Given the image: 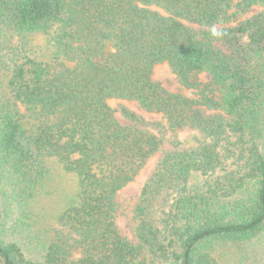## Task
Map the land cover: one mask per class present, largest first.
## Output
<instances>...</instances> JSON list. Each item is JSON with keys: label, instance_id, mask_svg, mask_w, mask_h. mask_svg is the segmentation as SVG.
<instances>
[{"label": "trees", "instance_id": "1", "mask_svg": "<svg viewBox=\"0 0 264 264\" xmlns=\"http://www.w3.org/2000/svg\"><path fill=\"white\" fill-rule=\"evenodd\" d=\"M154 156L134 242L117 196ZM0 204V264H221L264 236V0H0Z\"/></svg>", "mask_w": 264, "mask_h": 264}, {"label": "rangeland", "instance_id": "2", "mask_svg": "<svg viewBox=\"0 0 264 264\" xmlns=\"http://www.w3.org/2000/svg\"><path fill=\"white\" fill-rule=\"evenodd\" d=\"M255 8L254 11H257ZM33 44L35 46H43L44 42L40 39H34ZM153 78L156 81L161 82L168 90L174 92H182L189 97H196V92L190 89L182 87L177 81L176 75L172 71L171 67L167 63H161L156 65L153 72ZM200 80L204 83L210 82L211 78L208 73L200 74ZM112 106L117 108L120 104L127 105L131 110L137 114L143 115L148 120L164 121L161 114L149 113L144 111L137 102L131 100L111 99ZM117 118L124 124H129V121L121 114L120 111L116 112ZM193 132L189 130L180 131L179 138L185 143H193ZM165 142L168 141V136L164 137ZM156 163V156L151 158L143 170L139 173L136 179L124 187L117 196L119 204L117 211V224L122 234L128 239L137 242L135 235L136 218L134 215V209L139 201L141 189L150 175ZM69 177L63 174H56L54 178L49 182L52 186L49 189L50 195H45L43 204L48 213H53L56 206L57 197L60 191H63V187H68ZM1 206V204H0ZM41 206H43L41 204ZM1 208V207H0ZM15 217V216H14ZM263 237V238H262ZM254 242L243 243L240 245H234L231 249L226 247L217 248V257L221 264H245L243 256H246V261L253 262L255 264H264V236H262Z\"/></svg>", "mask_w": 264, "mask_h": 264}]
</instances>
